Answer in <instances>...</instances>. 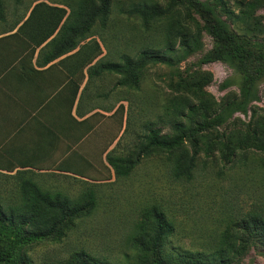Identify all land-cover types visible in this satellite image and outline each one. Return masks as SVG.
Returning a JSON list of instances; mask_svg holds the SVG:
<instances>
[{
  "label": "rangeland",
  "instance_id": "374dc122",
  "mask_svg": "<svg viewBox=\"0 0 264 264\" xmlns=\"http://www.w3.org/2000/svg\"><path fill=\"white\" fill-rule=\"evenodd\" d=\"M10 1L7 7L14 8ZM35 1L20 0L17 17L11 8L4 13L2 30L22 20L18 28ZM41 1L61 6L67 15L70 10L62 4L71 5L74 13L78 8L76 0ZM200 1L211 6L226 28L240 37L253 35L245 31H260L256 42L264 45V0ZM248 3L255 5L253 11L246 7ZM168 4L169 0H110L105 20L97 19L82 33L94 35L102 49V63L122 66L127 58L134 63L141 52H167L172 58V66L144 65L135 87L120 86V76L108 71L99 81L106 93L96 104L112 109L106 120L112 128L111 155L131 161L140 155V161L124 176L101 169L80 173L93 176L90 180L43 181L49 187L42 191L87 204L90 211L59 228L57 236L23 247L8 264H77L75 259L83 254L100 264H142L134 238L140 233L144 214L153 207L172 225L163 241L164 264L194 263L196 254L213 258L231 220L250 210H264V79L255 85L256 99L248 102L247 114H235L193 140L186 138L178 151L142 153L151 129L171 133L175 120L187 130L195 129L241 94L242 75L235 64L229 59L207 60L217 43L197 12L175 4L167 15L142 21L139 10L144 6L165 8ZM243 11L251 18L244 17ZM237 16L239 21L234 20ZM193 141L197 143L195 166L190 177L178 178L173 173L176 155L184 152L191 156ZM19 184L0 179L4 210L20 204ZM262 253L264 245L253 238L245 252L231 257L229 264H264Z\"/></svg>",
  "mask_w": 264,
  "mask_h": 264
},
{
  "label": "trees",
  "instance_id": "16d2710c",
  "mask_svg": "<svg viewBox=\"0 0 264 264\" xmlns=\"http://www.w3.org/2000/svg\"><path fill=\"white\" fill-rule=\"evenodd\" d=\"M19 3L20 0H15ZM77 11L74 13L69 4H62L70 10L67 15L62 8L50 7L40 2L30 11L29 16L17 28L22 21H16L9 28L13 31H49L43 38L49 36L52 31H59L57 39H61L59 49L55 56L66 54L83 43L77 52L84 63H91L102 54L98 41L94 35H82L89 31L97 19L105 20L109 9L110 0H76ZM175 4H183L198 13L204 23L205 30L214 37L217 46L211 57L207 60L229 59L242 75L241 94L238 98L226 102L218 110V114L212 119L204 118L202 123L196 124L195 129L187 130L181 121L175 120L171 124V133L162 134L158 129L148 131L145 138V146L142 153L150 150H162L167 153L178 151L185 143L186 138L194 139L210 129L217 128L226 123L235 114H247V104L256 99L255 85L264 79V45L259 46L256 36L260 31H245L250 36L240 37L228 30L223 21L216 17L214 10L206 2L200 0H169L165 8L158 6H144L140 11L142 21L162 17L171 12ZM1 20L4 19V3L0 0ZM246 7L254 10L255 5L248 3ZM243 11L244 17H250V13ZM240 16L234 18L239 21ZM259 27L257 20L254 24ZM53 40L52 43H55ZM84 41H87L84 43ZM91 48V52L85 50ZM166 55H151L141 52L139 59L132 62L127 58L121 66L113 63H100L91 68L100 67L101 70L115 73L120 76V86L135 87L138 83L140 70L148 63L172 66V58ZM102 57L98 61H102ZM194 142V141H193ZM192 154L179 152L173 163V173L176 177H190L197 159V143H192ZM139 155L131 161L127 157L107 154L106 161L115 175L124 176L140 161ZM224 159L227 157L224 155ZM130 166L126 169V166ZM21 200L17 207L3 209L0 204V263H10V259L18 256L21 249L29 244L39 242L57 236L59 228L69 224L74 218L86 215L90 211L86 204L79 201H70L60 198V194H52L42 189L32 180H19ZM139 235L134 238V244L140 248L142 264H164L162 248L164 239L172 232V225L165 214L153 207L147 211L139 224ZM259 240L264 245V210H250L239 219L229 222L223 231L220 246L213 255L207 258L202 254L194 263L188 264H229L235 256H241L252 239ZM263 257H264V253ZM204 257V258H202ZM77 264H100L93 258L81 255L75 259ZM209 261V263H208ZM184 262V261H183ZM187 264V263H186Z\"/></svg>",
  "mask_w": 264,
  "mask_h": 264
},
{
  "label": "crops",
  "instance_id": "0c3cea01",
  "mask_svg": "<svg viewBox=\"0 0 264 264\" xmlns=\"http://www.w3.org/2000/svg\"><path fill=\"white\" fill-rule=\"evenodd\" d=\"M40 2L32 3L24 19ZM3 3L6 13L11 1ZM1 10L0 179L32 180L45 189L43 181H84L94 177L80 173L112 171L106 161L114 144L106 124L112 109L96 104L99 96L105 98L99 83L105 70L91 68L102 61L84 63L77 53L82 43L51 58L63 48L59 31L43 38L49 31L2 30Z\"/></svg>",
  "mask_w": 264,
  "mask_h": 264
}]
</instances>
